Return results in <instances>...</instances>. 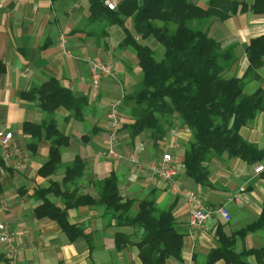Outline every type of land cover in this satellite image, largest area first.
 <instances>
[{
  "label": "crops",
  "instance_id": "crops-1",
  "mask_svg": "<svg viewBox=\"0 0 264 264\" xmlns=\"http://www.w3.org/2000/svg\"><path fill=\"white\" fill-rule=\"evenodd\" d=\"M192 1L203 9L209 2ZM90 15L87 0H0V61L6 66V72L0 78V127L12 131L14 136L8 154L0 148V223L6 224L16 237L18 264H142L137 247L127 246L121 252L116 250V232L133 234L134 231L119 229L113 220L109 222L101 206L82 205L68 210L70 223L81 226L86 234H90L93 248L86 238L70 242L57 223L36 216L37 208L44 201L37 199L35 192L49 189L53 183L62 186L66 167L76 156L82 159L85 173L71 189L77 188L80 195L98 199L100 183L115 174L125 199L151 198L157 206L164 208L175 203L177 229L184 234L183 248L181 260L171 258L167 264H205L209 253L219 247V227L231 237L260 217L264 207V171L256 173L255 169L264 166V157L250 164L224 154L207 164L210 185L197 184L186 175L184 159L192 132L184 122L175 118L174 126L163 142L155 147L149 133L131 139L126 125L134 120L125 106L116 147L122 158L103 156L108 137V110L114 102L123 101L134 91L142 71L135 53L124 46V29L90 22ZM215 23L217 26L209 35L224 49L234 46L238 58L227 74L241 78L250 64L247 45L252 39L264 36V15L248 10ZM126 28L135 34L131 19L127 20ZM134 37L162 56L163 50L155 38ZM97 58L110 63L116 76L104 78L99 85H94L87 60ZM51 79L57 80L76 98L85 99L88 106L81 121L70 119L71 112L66 108L60 107L54 112L57 128L70 138V142L68 147L61 149L62 163L57 172L43 177L39 170L48 160L51 144L44 139L32 150L33 140L24 134L23 125L26 122L41 124L48 114L37 101L22 95ZM260 85L263 87L264 82L251 81L248 91ZM240 134L245 141L264 150V112L243 127ZM139 143L146 144V150L140 155L141 167L128 159ZM165 152L178 161L177 178L182 186L199 196L206 207L225 206L231 215L230 221L217 215L203 228L190 229L191 209L187 201L172 194L150 168ZM47 199L57 206H65L62 198L53 193ZM140 237L141 231L131 239L137 241ZM261 248H264V230L249 232L244 238L237 237L236 251L239 253ZM247 261L257 263L255 256H250ZM0 264H8L5 248L1 246ZM215 264L226 263L219 260Z\"/></svg>",
  "mask_w": 264,
  "mask_h": 264
},
{
  "label": "trees",
  "instance_id": "trees-1",
  "mask_svg": "<svg viewBox=\"0 0 264 264\" xmlns=\"http://www.w3.org/2000/svg\"><path fill=\"white\" fill-rule=\"evenodd\" d=\"M87 1L90 22L124 29V46L135 53L142 71L141 80L134 91L124 97L121 107L122 111L123 106L129 108L134 120L126 125L132 140L149 133L158 147L174 126L175 118H180L192 132L184 159L186 175L203 186L210 185L207 164L224 154L250 164L263 159L264 150L245 141L240 131L264 112V86L248 91L251 81L264 82V36L252 39L247 45L250 64L243 77L237 78L226 76L238 62L234 46L224 49L209 32L211 23L223 22L239 12L251 10L264 15V0H209L206 9L192 0H121L115 11L106 8L103 0ZM128 19L132 21L135 34L126 28ZM134 35L143 40L155 38L163 50L162 56L137 42ZM5 72L6 66L0 61V78ZM22 96L37 101L48 114L41 124L24 123L23 132L32 138V150L41 140L50 142L48 160L39 170L41 176L50 177L62 163L61 149L68 147L70 142V138L57 128L54 112L63 107L71 112L70 119L81 121L88 103L76 98L55 79ZM84 173L85 165L76 156L66 167L62 186L53 183L49 189L35 192L36 198L44 201L37 208L36 216L57 223L70 242L86 238L93 248L90 234L70 223L68 210L82 205L101 206L109 222L113 220L119 229L134 231L133 234L116 232L118 252L135 246L142 264H167L171 258L181 260L184 234L177 229L175 203L161 209L151 198L125 199L115 174L100 183L98 199L80 195L77 188L71 189V186L76 185ZM51 193L62 198L64 208L47 199ZM259 230H264V207L256 222L231 237L219 227V247L209 253L205 264H215L219 260L226 264H250L247 261L250 256L256 257V264H264V248L236 251L237 237L244 238L249 232ZM139 231L141 237L133 241L131 236Z\"/></svg>",
  "mask_w": 264,
  "mask_h": 264
},
{
  "label": "built area",
  "instance_id": "built-area-1",
  "mask_svg": "<svg viewBox=\"0 0 264 264\" xmlns=\"http://www.w3.org/2000/svg\"><path fill=\"white\" fill-rule=\"evenodd\" d=\"M120 2L121 0H103L104 6L111 11L117 10ZM62 42H65L64 38ZM87 62L91 71L92 84L99 85L104 78H115V71L110 63H106L98 58L88 59ZM121 107L122 100H118L114 102L108 110V137L105 140L104 150L102 152V155L105 157L122 158L116 151L123 123ZM13 137L12 131H6L0 127V148L7 154L11 149ZM135 150V153L131 154L128 159L141 167L143 163L141 162L140 155L146 150V144H137ZM178 166V161L171 154L165 152L160 160L150 165V168L153 170L156 178L167 184L172 194L180 196L187 201L191 209L188 223L190 229L199 230L203 228L208 220L217 215L222 217L225 221H230L231 216L225 206H219L217 208L206 207L199 196L182 186L177 178ZM263 171L264 166H259L255 169L256 173H261ZM0 246L5 248L8 264H18L19 248L16 237L11 229L4 223H0Z\"/></svg>",
  "mask_w": 264,
  "mask_h": 264
},
{
  "label": "rangeland",
  "instance_id": "rangeland-1",
  "mask_svg": "<svg viewBox=\"0 0 264 264\" xmlns=\"http://www.w3.org/2000/svg\"><path fill=\"white\" fill-rule=\"evenodd\" d=\"M216 26H217V23H215V22L211 23V27H210L211 29H210V31L213 30L214 27H216ZM229 75H230V74H227L226 76L229 77ZM115 76H116V74H115ZM122 116L124 117L123 112H122ZM200 200H201V199H200ZM201 201H202V200H201ZM202 203H203V202H202ZM204 206H205V205H204ZM158 207L161 208V209H164V207H160V206H158ZM165 208H166V207H165ZM230 216H231V215H230Z\"/></svg>",
  "mask_w": 264,
  "mask_h": 264
}]
</instances>
